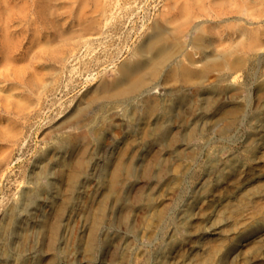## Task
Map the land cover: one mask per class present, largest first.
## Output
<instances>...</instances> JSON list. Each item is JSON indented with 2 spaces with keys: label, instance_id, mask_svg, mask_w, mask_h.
Listing matches in <instances>:
<instances>
[{
  "label": "rangeland",
  "instance_id": "obj_1",
  "mask_svg": "<svg viewBox=\"0 0 264 264\" xmlns=\"http://www.w3.org/2000/svg\"><path fill=\"white\" fill-rule=\"evenodd\" d=\"M168 1L0 0V72L6 75L0 76V87L5 89H0V264H264V100L255 98L260 79L264 78V46L241 50L238 42L244 40L237 31L249 25L262 29L264 18L257 14L244 16L245 19L222 16L229 19L224 25L235 29L229 31L234 34L233 42L238 47L235 49L240 48L239 52L228 53L213 43L214 34L218 33L214 25L218 17L214 5L209 3L211 0L204 1L205 6L200 5L201 0H195L196 4L192 1V9L196 6L194 11L190 9L192 19L180 20L184 28L191 30L188 33L184 29L181 35L175 32L176 38L180 36L177 43L186 41V54L182 55L196 62L192 60V66L191 59L189 65L184 62L183 69L193 68L188 69L191 80L186 82L188 85L185 83L184 92L191 96L195 82H214L220 72H226L224 75L234 89L208 96L201 94L203 105L184 109L176 104V94L173 95V89L182 80L179 67L174 66L178 71L172 67V75L171 66L163 68L157 81L151 78L153 68H148L149 80L156 81L148 96L154 95L173 105L169 110L172 114L169 112L170 116L165 118L167 132L143 141L133 150V175L123 180L118 198L104 199L106 211L96 230L97 244L92 253H86L92 216L103 199L114 160L124 150L128 138L139 136L137 119L120 122L119 128L104 132L105 139L98 143L87 172L80 177L72 202L59 216L52 245L50 221L55 219L63 190L59 187L57 191L45 179L42 196L28 206L21 203L23 192L33 185L31 175L38 169L39 155L52 146L57 128L68 115L87 95L95 94L100 82L112 83L119 75L120 65L135 57L141 41L152 33L157 21L167 24L169 30L179 26V20L172 19L180 11V2L185 0ZM92 21L93 28L86 29ZM199 27L204 29L197 30ZM170 38L164 55L178 49L176 40ZM192 39L197 41L196 46ZM223 52L231 54L227 57ZM150 55L147 53L143 58ZM206 56L211 57V62ZM239 56L249 61H240L241 57L236 58ZM229 58L237 68L225 62ZM150 59L153 58H148L149 63L153 61ZM201 74L203 78L199 80ZM35 82L43 83L44 87L36 86ZM225 102L239 110L229 122L223 112ZM179 116L185 120L181 121ZM8 125L14 127L16 135L5 134L3 129ZM187 127H195V134L188 139L183 135ZM169 130L177 131V144L169 142ZM56 153V157L65 155L72 159L76 155L64 148ZM153 155L161 160L156 162ZM148 163L153 167L150 177L143 173ZM159 166L163 171L157 173ZM54 177L53 174L50 181ZM137 194L143 197V202L136 200ZM147 195L150 204H146ZM14 203L17 204L14 219L6 226ZM128 204L131 208L125 223L122 215ZM25 231L28 233L23 236Z\"/></svg>",
  "mask_w": 264,
  "mask_h": 264
},
{
  "label": "bare ground",
  "instance_id": "obj_2",
  "mask_svg": "<svg viewBox=\"0 0 264 264\" xmlns=\"http://www.w3.org/2000/svg\"><path fill=\"white\" fill-rule=\"evenodd\" d=\"M167 1L168 0H166V2ZM192 1H194V3L196 4V1H199V0H196V1L195 0H188V1L185 0V2H180V5L178 6V7H180L179 8L180 11H179V13L178 12L176 13L178 15L175 17L174 14L172 13L173 16L175 17V19H172L173 17L169 16V17H171L173 22L178 21V20H179L178 23L181 22L180 20H182V22H183V18L184 19H190V18L192 19V17H190V13H191L190 9H192V6L194 5L191 3ZM204 1H206V0H201L202 3ZM181 3H183V4L181 5ZM202 3L200 4L201 6L204 5V3L203 4ZM209 3H212L214 5L215 14L218 17L217 24H214V25H216V29L218 30V33L216 32L217 37H216V34H214L215 32L213 33V31H212V33L215 35V40H216V42H213V43L214 44L216 43L217 46H219L218 49L223 47L225 50H227L226 52H228V53L232 52V51H234V52L238 51L239 52L240 48L236 50L235 48H238V47H236L234 42H233L234 34H233V32L231 33V31H229L230 29H232L231 28L232 26L228 25V27H227L226 25H224L225 21H228L229 19L225 20L224 18H222V16L226 15L227 18L230 17L231 19H245L244 16L257 14V16H260L259 18H261V17L264 18L263 17V15H264V0H211V2H209ZM177 5H176V7H177ZM169 6H170V4H169ZM201 6L198 8V10L201 9ZM208 6H209V4H208ZM194 7H196V6H194ZM194 7H193V9H194ZM214 7H212V8H214ZM174 8H175V5H174L173 9L172 8L171 9L174 10ZM202 8H204V7H202ZM100 9L102 11H105L104 7H100ZM206 9L209 10V8H206ZM202 10H205V9H202ZM175 11H176V9H175ZM202 12L204 14H206V12H204V11H202ZM98 13H99V11H98ZM170 13H171V11H170ZM193 13H192V15H193ZM213 13H214V11H213ZM168 15H169V13H168ZM168 15L166 14L165 16L168 18ZM158 17H160V16H158ZM194 18H196V17L194 16ZM255 18H257V17L255 16ZM252 19H254V17ZM157 20H159V18ZM212 20H214V19H212ZM254 20H252V21H254ZM95 21H96V19H95ZM191 21L192 20H190L189 22H191ZM257 21L258 20H256L255 23H257ZM163 22H165V21H163ZM194 22H197V21H194ZM261 23H262V21H261ZM263 23H264V21H263ZM180 24H182V25H180ZM180 24H179V26L173 27L172 30H169L167 28V24L165 25L163 23H160V20H159V22L157 21L152 26V29H153L152 33L149 36H147V38L145 37L146 39L144 41H141L142 42V45L140 43L141 46L138 45L139 49L136 50L137 52H135V57L124 61L120 65L119 75L114 78V80H113L114 83H113V81H112V83L111 82L110 83L104 82L102 84L100 82V84H98L100 86L98 87V90L95 92V94H93L92 96L89 95L90 97L87 95V98L84 101L81 100L82 104L78 105L72 111V113L70 115H68L64 124L62 126H60L59 128H57L58 132L55 134L56 138H54V140H53L54 143L52 144V146L47 151H45L39 155V158L37 160L38 169L34 170L32 175H31V181H32L33 185L29 189L25 190V192H23L21 203L24 206H28L34 199L40 198L42 196V194L45 192V186H46V184L44 182L45 179L47 181L51 182L52 184H54L55 186H53V187L57 191L60 190V188L63 190V198L61 199V201L59 200L60 203H58L57 207H56V212L54 215L55 219L52 218L50 221V227H49V229H50V231H49V244L50 245H52L55 242L56 233H57L56 232L57 231V221H59V216L63 212V210L65 209L67 204L72 202L73 194L75 193V191L78 188L80 177L87 172L89 164H90L89 162H90L91 158L93 157L92 155L95 152L98 143L100 142V140L105 139V138H103L105 131L107 132V130L112 129V128H119L120 122H123V121L126 122V120H128L130 123V121L133 122L134 119H137V122L139 125V127L137 128V129H139V131H138L139 136L130 137V138H128L129 139L128 141L126 140L127 143H126L124 150H121V153L119 154V156L117 155L118 157L114 160V162H113L114 164L112 165L111 169H109L110 172H109V176L107 175L108 177H107V183L105 186V191L103 194V199L100 202L99 206L96 208V212L92 216L93 217L92 222H91L92 223L91 224L92 225V233H91V236L89 238V242L86 245V253H89V254L92 253L94 246L97 244L96 230L99 227V222H101V220L103 219V215L105 214V211H106V204L104 202V199L106 197L118 198L120 189L122 187V184L124 183L123 180H127L128 178H130L133 175V172H134L133 171V161H132V156L134 153L133 150L135 151V148L140 147L142 145L143 141L158 137L162 133L164 134V132L167 130V124H166L167 120H165V118L167 117V115L170 116L169 110L171 109L170 107H172L173 105L170 106L171 104L168 101L163 102L154 95L148 96L149 95L148 91L153 89L154 86L156 85L155 83L157 81V76L159 77V75H161L160 73L164 70L163 68H166L169 66H171V69H170L171 72H169V73H171V75L173 72L172 67H173V70H177V71H178V69H175L174 66L179 67V69H180L179 75L181 76V77L179 76V78L182 79L181 83L183 82L184 86L188 80H191V78H189V75L191 74V72L188 69H190L192 71L193 68L191 69V67H190L187 69L185 67V69H183L184 62L186 61L187 63L186 62L185 63L187 65H189V64L191 65L193 62L194 63H196V62L194 61L193 58H189V59H191L189 61V59L188 60L186 59L188 57H186L185 55H182L184 52V48H185L184 45H185L186 41L183 42L182 40H180L179 42H182V43H177V40L180 36L178 35L179 37L177 36L178 38H176L175 32L178 34L180 33V35H181V34H184L182 31L185 29L189 33V31L191 30L190 28H192V27H190L189 28L190 30H188V29L184 28L185 25L183 23H180ZM187 24H189V23H187ZM197 24H199V23H197ZM259 24L260 23H258V25ZM94 25H95L94 21L88 22V25H86V29L90 30V28H93ZM190 25H191V23H190ZM194 26H196V25H193V27ZM251 26L250 25L247 26L248 27L247 29L246 28L243 29L240 27L237 30L240 32V35L242 36L241 38H243V40H244L243 42L242 41L240 43L238 42V45L240 47H242L241 50L246 49V51L247 50L249 51L251 49V51H252V49H255V48L257 49L261 46L262 47L264 46V39H263V37H264V25H263L262 29L257 28V27H253V26L251 27ZM209 27H211V26H209ZM187 28H188V26H187ZM202 29H204V28H202ZM202 29L200 28L197 30H202ZM210 29H208V30H210ZM185 30H184V32H185ZM234 30L235 29H232V31H234ZM187 31H186V33H187ZM209 35H211V34L209 33ZM169 36L171 38H173L172 40L177 39L175 46H176V49L177 48L178 49L177 50L173 49V51H175V52H169L168 54H170V55H168L167 53H166V55H164V53L168 50V46H169L168 42L169 41H167V38H169ZM183 37H184V35H183ZM193 37L196 38L195 35ZM198 37H199V35H198ZM200 37H201V33H200ZM200 37H199V39L203 38V37L202 38H200ZM199 39H198V41H199ZM205 39H206V37H205ZM207 40L209 42V39H207ZM170 42H171V40H170ZM191 42H193V39ZM195 42L197 43V41L193 42L194 45H195ZM208 42H206V43H208ZM193 43H192V45H193ZM235 43L237 44L236 40H235ZM207 45H208V47L210 46V44H207ZM207 45H204V46H207ZM211 45H213V44H211ZM175 46L173 45V47H175ZM214 48H216V47H214ZM8 49L9 48L6 46V50H8ZM209 50H210V48H209ZM211 51L213 52V50H211ZM222 51H220V52H222ZM243 51H245V50H243ZM207 52H209V51H207ZM226 52H223V55H225V56L227 55V57H229L228 55H230L231 53L228 54ZM263 52H264V50H263ZM147 53H150L151 54L150 56L153 58L152 59L153 61L150 59V61H152L151 63L148 62L149 61L148 58L150 56H148V58L146 57L148 61L145 60L146 58L145 59L143 58V56ZM187 54H188V52H187ZM189 54H190V51H189ZM245 54H248V53H245ZM245 54H243V56H246ZM258 54L263 55V53H258ZM7 55H8V53H7ZM7 55H6V57H7ZM235 55H238V54H235ZM192 56L194 57L195 55H191V57ZM214 56H216V55L214 54ZM243 56H239L236 58L239 59L241 57V59H239V60L240 61L243 60V62H244L245 58ZM183 57L185 60L181 59ZM207 58H209V60L211 62V59H210L211 57H207ZM218 58L220 60L222 59L224 62V59L222 57L221 58L218 57ZM224 58L227 59L226 57H224ZM232 58L233 57H231V59ZM182 60H183V62H182ZM192 60H193V62H192ZM188 61L190 62L189 64H188ZM227 61L230 62V58H229V60H225V62H227ZM240 61H238V62L240 63ZM247 61H249V59ZM200 63H201V61H200ZM216 63L220 64L218 62H214V64H216ZM246 63L248 64V62H246ZM201 64H200V66H201ZM230 64H233V66H234L235 62L234 63L230 62ZM220 66H218V67H220ZM223 66H226V65L224 64ZM230 66H229V69H230ZM240 66L242 67L243 65L240 64ZM212 67H213V65H212ZM148 68L149 69L153 68L151 70V71H153L151 78L152 77H153V79L156 78L155 79L156 81L153 83H151V81L149 80L150 75L148 76V74H147ZM194 68H196V67H194ZM214 68H215V65H214L213 69ZM235 68H237V67H235ZM203 70H204V67H203L202 71ZM202 71H201V73H202ZM223 71H225V70H223ZM198 72H199V69H198ZM204 72H203V74H204ZM224 74H226V72ZM224 74L222 72L218 73L217 77H215L216 78L215 81L214 82L210 81L211 83H203L200 81L195 82V84H193V85H195V87L193 86L195 88V92L192 93L190 90V93H192L191 96H189L188 94H186L184 92L185 88H187V87L186 86L183 87L182 86L183 84L180 83L181 85L179 84V86H177L173 89V91H174L173 95L176 94V98H174V100L177 102L176 104H178L179 107H184V109L188 106H191V109H193V107L198 108L199 104L203 105V103H204V101H202L203 99L200 98L201 96H204V95L208 96L209 94L212 95L214 93L232 91V89H234V87L232 86V84L229 83L230 81L229 82L227 81V80H229V79H227V76H226L227 74L226 75H224ZM2 75L6 76L4 73L0 72V76H2ZM230 75H228V76H230ZM201 76H202V74H201ZM172 77H174V76H172ZM176 77H174V78H176ZM195 77H197V76H195ZM179 78H177V79H179ZM202 78H203V76L199 80H202ZM170 79H173V78H170ZM158 80H159V78H158ZM263 80H264V78L260 79L259 89L257 91V97L255 96V98H257V100H260V101L264 100V81ZM175 81L177 82L178 80H175ZM212 81H213V79H212ZM224 81H227L228 83L225 84ZM179 82L180 81H178L177 84ZM187 83H186V85H188ZM34 84L38 87H44V84L41 82L40 83L35 82ZM170 85L173 87L172 84H170ZM172 87H171V89H172ZM191 87H192V84H191ZM256 88H258V87H256ZM0 89L5 90V89H2V87H0ZM188 89H190V88H188ZM140 103L142 105L139 107L138 105H140ZM260 103H262V102H260ZM226 104L223 103L222 107H223V112L225 113V115L228 116L227 119L225 118V120L227 122H229V119L238 115L239 110H237V108L234 105H230V104L226 105ZM135 106H137V108ZM175 109L178 110V106ZM205 109H206V107H205ZM179 110H181V108ZM170 113L172 114V111ZM183 113H184V110H183ZM183 113H181V114H183ZM159 116H161V117H159ZM182 116H184V114ZM180 117L181 116H179L178 118H180ZM176 118L174 120H176ZM180 119H181V121L185 120V119H183V117ZM188 122L189 121H187V124H189ZM185 127H183V128H185ZM194 128L193 127H187L185 134H183L185 136L184 138H186V139L191 138L195 134ZM3 130L5 131L6 135H16V133L14 132L16 130L11 125L4 127ZM178 130L179 129H177V131ZM4 131H3V133H4ZM177 131H174L173 133H171L172 131H170V133L168 132L169 133V142L172 145L174 143L177 144L179 141L177 133H175ZM60 148H64L70 152L71 151L75 152L76 155L74 156L73 159L71 158V156L69 157V156H65V155L64 156L60 155V157H56L57 156L56 152ZM128 150H130V151H128ZM160 151H162V149ZM157 152H159V151H157ZM176 153H177V151H176ZM70 154L71 153H69V155ZM179 154H181V153H179ZM154 156L155 155H153L152 157H154ZM156 156L154 157V159L156 162H159L161 159H159V156L158 157H156ZM150 160H152V159H150ZM53 162H55V163H53ZM152 168H151L150 163H148L144 166L143 173L146 177H150V175L152 174ZM156 168H158V167H156ZM52 169H54V172L51 171ZM161 170H162L161 167L158 168L157 173H160ZM226 170L227 169H225V172H226ZM53 174L55 176L54 177L55 179H53L52 180L53 182H52V181H50L51 180L50 177ZM55 180H56V182H55ZM57 180H60V181L57 182ZM146 198H147L146 204H150L148 201V195ZM136 200L138 202L144 201L143 197H141L140 194L136 195ZM151 203H152V201H151ZM14 204L9 209L6 226H9L10 224H12V221L14 219L13 213L17 207V204H15V205ZM130 208H131V206L128 204L125 207V213L122 215V221H124L125 223H126V220L128 218L127 212L130 210ZM27 233L28 232L25 231L23 233V236H26Z\"/></svg>",
  "mask_w": 264,
  "mask_h": 264
}]
</instances>
